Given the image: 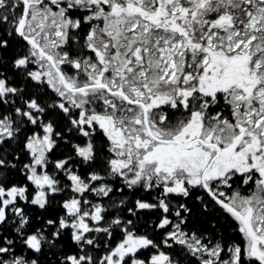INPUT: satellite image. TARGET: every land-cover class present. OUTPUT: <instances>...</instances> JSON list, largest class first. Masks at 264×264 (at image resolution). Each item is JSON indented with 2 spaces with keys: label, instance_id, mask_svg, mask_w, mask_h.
Returning <instances> with one entry per match:
<instances>
[{
  "label": "snow or ice",
  "instance_id": "snow-or-ice-1",
  "mask_svg": "<svg viewBox=\"0 0 264 264\" xmlns=\"http://www.w3.org/2000/svg\"><path fill=\"white\" fill-rule=\"evenodd\" d=\"M0 264H264V0H0Z\"/></svg>",
  "mask_w": 264,
  "mask_h": 264
}]
</instances>
